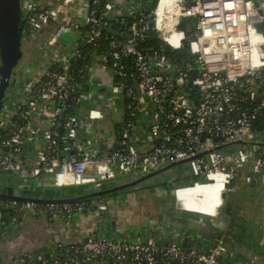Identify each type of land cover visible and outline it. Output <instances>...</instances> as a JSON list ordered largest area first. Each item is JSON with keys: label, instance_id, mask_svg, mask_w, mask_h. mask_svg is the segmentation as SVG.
Instances as JSON below:
<instances>
[{"label": "built area", "instance_id": "built-area-1", "mask_svg": "<svg viewBox=\"0 0 264 264\" xmlns=\"http://www.w3.org/2000/svg\"><path fill=\"white\" fill-rule=\"evenodd\" d=\"M20 1L23 40L37 39L40 57L10 78L17 97L8 92L0 111V173L99 187L193 158L194 181L175 185L174 198L178 189L221 181L220 206L240 171L251 173L246 183H264V131L255 129L264 115V0ZM108 19L119 23L113 32L104 29ZM149 35L159 48L144 46ZM165 48L186 50V59L171 60ZM78 60L85 64L71 70ZM81 72L85 83H75ZM93 210L107 203L0 199V228L6 213L11 223L26 214L67 223ZM216 210L186 211L216 218ZM223 237L198 250L153 237L88 236L1 264H247Z\"/></svg>", "mask_w": 264, "mask_h": 264}, {"label": "crops", "instance_id": "crops-1", "mask_svg": "<svg viewBox=\"0 0 264 264\" xmlns=\"http://www.w3.org/2000/svg\"><path fill=\"white\" fill-rule=\"evenodd\" d=\"M25 46V42H23V48ZM39 55L37 58L40 57ZM0 174L6 175L12 173ZM246 174L245 171L239 176V178H242V181H239L241 179H237V177L232 183V192L225 195V203L231 211V215L227 217L229 224L226 226L223 222L225 217L220 218L223 224L218 225L214 223V220L208 219L212 217L194 213L200 212L209 215L215 213L216 208L221 204V181L213 184H197L176 191V199L181 206L186 210L194 212L180 208L172 191L173 198H170L169 192L162 187L158 190V199L154 202L153 209H150V193H153L156 189L154 187L150 188V185H146L104 199L107 203V211L97 212L93 210L83 212L77 214L75 217L72 216L67 223L61 222L59 219L52 218L51 216L33 217L30 214L22 216L16 223H11L8 214H3L1 217L5 221V224L0 228V264L15 261L25 252H45L56 243L78 242L84 240L89 235L100 234L118 239L123 237L134 239L137 236L150 238L156 237V234H159L157 239L160 243H171V237L180 236L179 239L181 241L184 240V244L188 246L195 245L197 242L207 244L211 242L212 238L223 234L224 244L233 252L235 261H242L247 264H262L264 259V183H255V185L246 183L244 179ZM35 185L47 186L42 181L35 182ZM200 187L205 189L206 187H210L207 190L208 193L210 191L218 193L215 205L209 201H205V199L201 201L196 197H192V194L188 191ZM201 193L204 194L205 192ZM209 195L211 194L209 193ZM127 197L133 199L132 202L136 206L135 212L138 211L137 214L133 215L130 211V216L123 214L124 209L127 211L128 209L123 207L121 201L127 199ZM181 197L185 198L182 199ZM114 201L118 202L115 203ZM188 203L196 205L198 208L192 209L188 206ZM155 208L157 210L161 208L164 212L165 223L163 225L159 223L161 220L158 218V215L150 214L152 211L155 214L157 213ZM248 221L252 222L251 226H248V231L253 230L252 232L255 233L249 239L250 245L246 244L244 236L239 232L241 227L245 228L250 224ZM246 235L250 236V233ZM256 236L257 239L260 236L263 241H256L257 239L254 238ZM185 237L194 238L195 242L187 240ZM179 244L180 247L185 248L183 243L179 242Z\"/></svg>", "mask_w": 264, "mask_h": 264}, {"label": "water", "instance_id": "water-1", "mask_svg": "<svg viewBox=\"0 0 264 264\" xmlns=\"http://www.w3.org/2000/svg\"><path fill=\"white\" fill-rule=\"evenodd\" d=\"M22 9L20 0H0V111L4 99L7 97L11 87H13L15 78L13 74L16 68L19 66L24 53H23V33H22ZM240 143V142H238ZM254 143V142H251ZM96 147V145H95ZM219 148V147H218ZM209 151L198 154L196 157H200L208 153ZM195 158V157H194ZM193 158H188L180 162L170 163L166 166L160 167L151 173L143 174L140 176H123L114 179L102 180L100 184H105L104 188L95 187L91 185L78 194L68 195L67 193H56V190L61 187L52 186H32L24 183L13 184H1L0 183V199L1 200H14V201H32L36 203H76L84 200H99L109 198L114 194H118L123 191H127L131 188H140L146 185L154 184L156 180H160L167 174L172 176L177 175V167L185 166L186 170H189V161ZM159 184V183H158ZM184 187L189 186L188 183L182 184ZM94 186V187H93ZM177 186V185H176ZM45 190H54L52 195H47ZM85 190V192H84ZM107 211V210H106ZM226 213L231 215V211L226 206ZM9 216V215H8ZM61 221V220H59ZM63 222V221H61ZM114 225V224H113ZM102 237L103 235H97ZM105 237V236H103ZM175 237H171L172 243L178 244ZM113 238V237H112ZM187 240L195 242L194 238L185 237ZM117 239V238H116ZM57 240V238H55ZM185 248L193 249H207V245L202 242L188 246L184 244V240L180 241ZM67 244V243H65Z\"/></svg>", "mask_w": 264, "mask_h": 264}, {"label": "rangeland", "instance_id": "rangeland-1", "mask_svg": "<svg viewBox=\"0 0 264 264\" xmlns=\"http://www.w3.org/2000/svg\"><path fill=\"white\" fill-rule=\"evenodd\" d=\"M130 3L131 2H134V3H136L138 6L141 4V3H144L145 1H147V0H128ZM144 5V4H143ZM143 5H142V7H143ZM25 35V34H24ZM25 47L24 48H26V49H22L23 50V53H24V56H23V58H22V60H21V62H20V64L22 63V62H24V61H26L27 63H28V65H30L31 63H32V61H34L35 59H37V56L39 55V50L37 49V47H36V43H37V39H29V37H26L25 38ZM38 63H40V62H38ZM9 92H10V97L12 98V99H14V98H16L17 97V91H16V88H10V90H9ZM101 101V100H100ZM6 103L8 102V100H6L5 101ZM149 112H150V118H151V113L153 112V109L151 108V106H150V108H149ZM112 117V113H109V118H111ZM100 124V123H99ZM98 124V125H99ZM104 129H105V131H108V129H107V127L105 126L104 127ZM177 175L176 176H173V178H172V181L171 182H169L168 183V186H166L165 187V189L169 192L168 193V195H169V197L170 198H173V196H172V194H171V191L173 190V185L174 184H178V185H180V184H184V183H187L188 182V180H189V178H191V174H190V171L189 170H186L185 169V166H183V165H181V166H178L177 167ZM168 175L169 174H167V175H165V176H163V177H160L159 179H161V180H164V178L165 177H168ZM241 175V174H240ZM45 178V181L44 182H46V181H48L49 183H52L53 182V178H52V176H49V175H47V177H44ZM117 178H119V177H117ZM237 179H241V180H239V181H242V178H239V176H238V178ZM154 182H157V181H154ZM0 183L1 184H4V183H7V184H13V185H16V184H19V183H22L21 182V180H19L18 178H17V176H15V175H13V174H6V175H1L0 174ZM174 183V184H173ZM24 184H28V185H32V186H35V183H34V181H27L26 183H24ZM154 184H156V185H154ZM153 185V187L156 189L153 193H150V209H153V207H154V202L155 201H157V199H158V197H157V194H158V190L161 188L160 186H158L157 185V183H154ZM100 185V184H99ZM52 187L53 185H47L46 187ZM89 186H91V185H89ZM88 185H80V186H63V187H61L60 189H55L54 187H53V189L54 190H56V193L57 194H59L60 192H63V193H67L68 195H72V194H78V193H80V192H82L83 191V189H86V188H88L89 187ZM106 185L105 184H101L99 187L100 188H104ZM45 187V186H44ZM94 187V186H93ZM96 187V186H95ZM256 187H259V186H256ZM210 188V187H209ZM209 188H207V189H205V188H202V189H200V192H205V193H207L208 194V192H207V190L209 189ZM54 190H45V193L47 194V195H52L53 194V191ZM131 190H133V188H131V189H129V190H127V191H123L124 193H126V192H129V191H131ZM162 190V189H161ZM202 190H205V191H202ZM84 192H85V190H84ZM123 192H120V193H123ZM215 194V195H214ZM216 194L217 193H213V194H211V195H209L208 196V198L207 197H205V201H209L210 199L209 198H211L212 199V203H213V205H215L216 203H217V200H216ZM116 194H114V195H112V196H110V198L111 197H113V196H115ZM197 195V193L196 192H194V196H196ZM193 196V197H194ZM215 196V197H214ZM215 198V199H214ZM133 201V199H131V197H127V199H124L123 201H121V203L123 204V207H125L126 209H128V211L127 210H125L124 209V213L123 214H126L127 216H130V212H132V214L133 215H135V214H137L138 213V211H136L135 212V208H136V206H135V204L132 202ZM115 203L116 202H118V201H114ZM210 202V201H209ZM179 205H181L180 203H179ZM188 206L190 207V208H192V209H197L196 208V206L195 205H190L189 203H188ZM224 206H227V204L225 203V201H224V203H222V205L220 206V207H224ZM156 209V208H155ZM127 211V212H126ZM130 211V212H129ZM157 213L155 214V212H151L150 214L151 215H158V218L161 220L159 223L161 224V225H163V223H165L164 221H165V216H164V212H163V210L160 208V209H156L155 210ZM116 212V211H115ZM216 213H217V216H219V215H221V211H218V210H216ZM116 214H117V212H116ZM224 216H225V219H223V222L225 223V226L226 225H228L229 224V222H228V219H227V217L229 216L228 214H223ZM223 216V217H224ZM73 217H75V216H73ZM209 220H214V223L215 224H223L218 218H208ZM207 219V220H208ZM249 220V219H248ZM167 221V220H166ZM158 222V221H157ZM250 224L249 225H247L245 228L244 227H241V229H239V232H241L242 233V235L244 236V241L246 242V244H249L250 245V243H249V239H250V237H252V235L253 234H255V233H253L252 231H248L249 229H248V226H251V224H252V222L251 221H248ZM256 226V225H255ZM104 229V228H103ZM247 233H250V236H247L246 234ZM236 235V234H235ZM89 236H97V235H89ZM105 237H107L106 235H104ZM159 236V234H156V237H153L154 239H156L157 241H158V239H157V237ZM242 236V237H243ZM261 236V235H260ZM260 236H258V239H257V236L256 237H254L255 239H257L256 241H260V240H262L261 238H260ZM88 237V236H87ZM177 239V241H181V239H179V237H176ZM263 241V240H262ZM261 241V242H262ZM260 242V243H261ZM181 243V242H180ZM179 244V243H178Z\"/></svg>", "mask_w": 264, "mask_h": 264}, {"label": "trees", "instance_id": "trees-1", "mask_svg": "<svg viewBox=\"0 0 264 264\" xmlns=\"http://www.w3.org/2000/svg\"><path fill=\"white\" fill-rule=\"evenodd\" d=\"M148 6H149V4H148ZM106 24H105V26H104V29L105 30H108V31H110V32H113V31H115L116 29H117V26L119 25V23L117 22V21H114V20H112V19H108V20H106ZM21 27H22V30H23V27H24V24H23V20H22V22H21ZM150 43H151V45L152 46H154V47H157V48H159L160 46H161V44H160V42L156 39V38H153L152 40H151V42H150V35L147 37V41H146V43L144 44V46H146L147 44H148V46H150ZM105 46H107V43L105 44ZM79 50L81 49L82 50V47L80 46L79 48H78ZM95 48H94V50H92V51H94L95 52ZM98 51H100V50H98L97 49V52ZM165 51H166V54H167V56L171 59V60H179V61H181V60H185L186 59V56H187V51L186 50H181L180 52H174V51H171V50H169V49H166L165 48ZM86 62V61H85ZM83 63L84 62H82L81 60H78L77 62H71L70 64H71V66H70V69L72 70V69H77V68H81L82 67V65H83ZM85 64V63H84ZM72 80L75 82V83H85V72L83 73V72H81V73H79V74H75L74 76H72ZM84 90H85V88H83ZM119 125L118 124H116V126H115V128H117ZM255 129L256 130H262V132L264 131V115L263 114H261L259 117H258V119H257V122H256V125H255ZM243 172H245V171H240L239 173H238V176H240V174L242 175V173ZM246 173L248 174V175H251V173L250 172H248V171H246ZM257 177H260L259 175L257 176ZM194 181V179L193 178H189V180H188V184H192V182ZM249 184H252V185H255V180H253L252 182H250ZM182 199H184L185 197H181ZM106 199V198H105ZM99 200H101V199H99ZM104 200V199H103ZM92 201H94V200H84V201H80V203H87V204H89V203H91ZM196 206V205H195ZM156 240V239H155ZM172 240V239H171ZM157 241V240H156ZM157 242H159V241H157ZM160 243V242H159ZM177 245H180V244H177ZM201 249V248H200Z\"/></svg>", "mask_w": 264, "mask_h": 264}, {"label": "flooded vegetation", "instance_id": "flooded-vegetation-1", "mask_svg": "<svg viewBox=\"0 0 264 264\" xmlns=\"http://www.w3.org/2000/svg\"><path fill=\"white\" fill-rule=\"evenodd\" d=\"M16 71V70H15ZM172 178H173V176L172 175H168V177H165L164 178V180H156L157 182H155V183H157V185L158 186H160V187H162V188H165L166 186H168V183L169 182H171L172 181ZM159 183V184H158ZM255 183H257V182H255ZM174 184V183H173ZM154 185H156V184H154ZM153 184H150V188H153V186H154ZM173 186H175V184L173 185ZM200 189H202V187H200V188H195V189H192V190H188L191 194H192V197L194 196V192H196L197 193V195L196 196H194V197H196L198 200L200 199L201 201H203L204 199H205V197H207L208 198V196H209V193L210 194H213V192L212 191H210L208 194L207 193H204V194H202L201 192H200ZM215 195V194H214ZM203 198V199H202ZM218 199V193L216 194V200ZM210 203L212 204V199L210 198ZM196 208H198V207H196ZM220 211L222 212L221 213V215H219V216H217V218L220 220V218H224L225 216L223 215V214H227L226 213V206H224L223 208H221L220 209ZM224 216V217H223ZM221 221V220H220ZM207 237V236H206ZM207 238H209V237H207ZM224 238V237H223ZM214 238H212V240H213ZM212 240H211V242H208L207 244H211L212 243Z\"/></svg>", "mask_w": 264, "mask_h": 264}, {"label": "bare ground", "instance_id": "bare-ground-1", "mask_svg": "<svg viewBox=\"0 0 264 264\" xmlns=\"http://www.w3.org/2000/svg\"><path fill=\"white\" fill-rule=\"evenodd\" d=\"M209 188V187H206V189Z\"/></svg>", "mask_w": 264, "mask_h": 264}]
</instances>
